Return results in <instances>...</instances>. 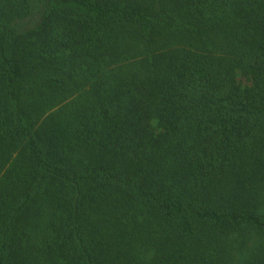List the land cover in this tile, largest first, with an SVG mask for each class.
I'll use <instances>...</instances> for the list:
<instances>
[{
  "label": "trees",
  "instance_id": "1",
  "mask_svg": "<svg viewBox=\"0 0 264 264\" xmlns=\"http://www.w3.org/2000/svg\"><path fill=\"white\" fill-rule=\"evenodd\" d=\"M0 264H264V0H0Z\"/></svg>",
  "mask_w": 264,
  "mask_h": 264
},
{
  "label": "rangeland",
  "instance_id": "2",
  "mask_svg": "<svg viewBox=\"0 0 264 264\" xmlns=\"http://www.w3.org/2000/svg\"><path fill=\"white\" fill-rule=\"evenodd\" d=\"M39 7H41L40 4H38V3L34 4V11H33V14H32L29 18H27L25 21H22V22L20 23V25H21L22 27H28V26H31V25L35 24L36 20L38 19V15H39V13H38V11H39V9H40ZM239 80H240L243 84H246V83H247L246 79L243 78V77H241V76H239Z\"/></svg>",
  "mask_w": 264,
  "mask_h": 264
}]
</instances>
